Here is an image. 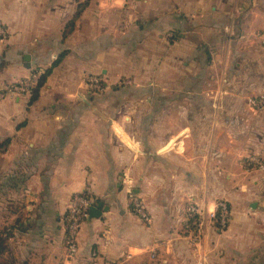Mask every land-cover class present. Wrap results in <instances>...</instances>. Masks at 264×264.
<instances>
[{"label": "crops", "instance_id": "0c3cea01", "mask_svg": "<svg viewBox=\"0 0 264 264\" xmlns=\"http://www.w3.org/2000/svg\"><path fill=\"white\" fill-rule=\"evenodd\" d=\"M0 26V264H264V0H0ZM77 194L101 215L68 259Z\"/></svg>", "mask_w": 264, "mask_h": 264}, {"label": "built area", "instance_id": "2783aa9c", "mask_svg": "<svg viewBox=\"0 0 264 264\" xmlns=\"http://www.w3.org/2000/svg\"><path fill=\"white\" fill-rule=\"evenodd\" d=\"M6 31L0 26V41L6 38ZM264 41V34H258ZM40 73L33 74L26 81L21 82L16 86H11L6 91L8 94L16 95H30L35 88ZM96 78L88 80V84L91 91H97L100 89L101 84ZM4 94L0 93V99ZM250 104L257 109L264 107V95L259 96L250 101ZM261 169L263 166L259 165ZM131 205L133 213L143 222L148 223L149 217L145 212V209L138 199L131 196ZM93 207V201L83 194H77L72 197L69 203V207L66 215L64 216L63 229L65 233V245L67 249L68 259H73L77 254V238L83 224L89 219V209ZM230 211L228 206L222 202L218 203L216 211L209 215L210 221H215L220 229H225L229 220ZM201 217L199 210L194 206H189L187 210L186 222H193V224L201 225Z\"/></svg>", "mask_w": 264, "mask_h": 264}, {"label": "trees", "instance_id": "16d2710c", "mask_svg": "<svg viewBox=\"0 0 264 264\" xmlns=\"http://www.w3.org/2000/svg\"><path fill=\"white\" fill-rule=\"evenodd\" d=\"M47 75H48V73L40 74V77L38 79V82H37L35 88L32 90V92L30 93V95H28V96H31V101H34L35 99H37L39 89L42 87V85L44 83V80H45V78H46ZM103 90H104V86H103V84H101L100 90L91 91V92H92V94H99ZM91 200L93 201V199H91ZM93 204H94V201H93ZM5 252H7V246H6V242H5L4 233H0V256H2Z\"/></svg>", "mask_w": 264, "mask_h": 264}, {"label": "water", "instance_id": "95a60500", "mask_svg": "<svg viewBox=\"0 0 264 264\" xmlns=\"http://www.w3.org/2000/svg\"><path fill=\"white\" fill-rule=\"evenodd\" d=\"M25 60L27 61L28 58H25ZM100 215H101V212L98 209H96L94 207H91L89 209V219H97L100 217Z\"/></svg>", "mask_w": 264, "mask_h": 264}, {"label": "rangeland", "instance_id": "374dc122", "mask_svg": "<svg viewBox=\"0 0 264 264\" xmlns=\"http://www.w3.org/2000/svg\"><path fill=\"white\" fill-rule=\"evenodd\" d=\"M7 35V34H6ZM5 40V39H4ZM33 74H36V72H34V73H32V75ZM31 75V76H32ZM91 78H96V79H98L100 82H99V84H102V79L100 78V76H95V77H90V78H88V80L89 79H91ZM100 90V89H99ZM4 94V93H3ZM7 94H8V92H7ZM145 95V94H144ZM248 159V158H247ZM252 159V158H251ZM245 161H247V160H245ZM253 162H255L256 163V160L255 161H253ZM248 164H249V162H248ZM244 168L245 169H251L252 168V166H249V165H244ZM258 168V167H257ZM255 169V168H254ZM256 170H259L260 171V169L258 168V169H256ZM219 203H222L221 201L219 202ZM5 256L7 257V255L5 254ZM4 260H5V258H4ZM6 261V260H5Z\"/></svg>", "mask_w": 264, "mask_h": 264}]
</instances>
